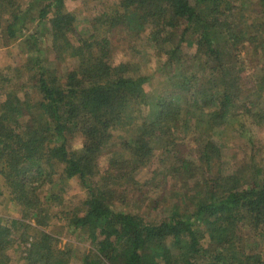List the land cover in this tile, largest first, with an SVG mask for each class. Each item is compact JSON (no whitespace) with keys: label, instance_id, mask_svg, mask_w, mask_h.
<instances>
[{"label":"trees","instance_id":"obj_1","mask_svg":"<svg viewBox=\"0 0 264 264\" xmlns=\"http://www.w3.org/2000/svg\"><path fill=\"white\" fill-rule=\"evenodd\" d=\"M65 1L29 3L48 24L50 57L0 71V177L22 216L47 226L49 207L37 192L54 176L76 179L83 207L63 220L90 248L81 264H264V22L246 23L241 0H117L80 36ZM18 4L0 0L9 40L27 13ZM117 31L139 43L141 65L161 62L176 91L149 93L137 62L114 64ZM31 48L38 52L34 38ZM66 58L73 67L57 72L54 62ZM116 138L120 147L100 171L106 142ZM157 149L159 167L140 181ZM151 182L157 197L138 206ZM30 229L0 217V264H10L20 231L28 243L21 264H70L68 248Z\"/></svg>","mask_w":264,"mask_h":264},{"label":"rangeland","instance_id":"obj_2","mask_svg":"<svg viewBox=\"0 0 264 264\" xmlns=\"http://www.w3.org/2000/svg\"><path fill=\"white\" fill-rule=\"evenodd\" d=\"M18 5L20 8H24L27 13L22 16V20L18 22L16 26V36L14 39L9 40L6 37V33L4 30H1L0 28V71L6 70L8 68H23L25 66V63L29 59H34L38 54H40L45 59L50 57L51 52V44L49 40V36L47 35V28L48 24L45 21H41L37 19L34 11H30V4L33 1H37V5L40 6L41 2L43 0H17ZM117 0H66L64 2V7L68 12H71L74 14L76 23L75 28L80 36H86L92 32V20L105 11L106 9H109L113 7L116 4ZM243 3V8L239 7V9L243 10V14L248 19L247 21H250L249 24L257 23L262 24L264 22V8L259 13L258 11L261 9L259 3L257 0H241ZM30 3V4H29ZM259 5V6H258ZM7 16H3L0 18V26H5V20ZM33 19V20H32ZM127 32H116L112 36L111 44L113 47V59L114 64H117L119 62H127L132 61L134 63H138V66L140 67V71L142 74H146L150 78V82L147 87V92L149 93H156L157 95H162L163 97H167L171 92L173 93L174 89H172L173 85L171 82L168 81V75L165 69L162 68L161 62H159L155 58H150V60L146 63L141 65L142 61L145 59L141 58V54H139L136 51H140L139 49V43L136 45L135 42L131 41L133 36H130V34H126ZM33 38L37 42V49L38 52L34 50V48H31V45H33ZM131 41V46L136 47L134 51H129V45H126L128 42ZM35 45V44H34ZM36 47V46H35ZM32 49V50H29ZM185 52L187 54H193L194 53V46L188 47L185 49ZM52 57V56H51ZM53 65V64H52ZM74 65V60L72 58H66L62 61H56L54 62V67L57 69V72L59 71L64 73V71L71 69ZM29 75L27 74L26 77H22L19 79V85L20 86V97L24 99L27 95H30V84L28 83ZM32 98H35L32 96ZM193 121V120H192ZM191 127V124H190ZM193 130V126L191 128ZM179 132H182V124H179ZM216 135H219L216 134ZM256 135V133H255ZM257 135H263V133H258ZM115 137L116 134H113ZM188 138L191 137V133H188ZM106 145V148L102 151L100 157H99V168L100 171H102L107 164L108 157L110 155V151H115L120 147L119 140L116 139H110L108 140ZM188 146L191 148L195 147L196 145L191 142L188 144ZM74 148L81 147V140L76 139L74 144ZM158 150V149H157ZM162 152V150H160ZM158 150V152L155 154L151 162L148 164L147 167L142 169L141 172V179L140 181H144L148 179L149 176H151V173L159 167L160 164V157L161 152ZM231 154L228 150L224 151L225 160H229V157L227 154ZM241 157V155H240ZM227 161V162H228ZM232 164V163H231ZM229 164L228 166L231 167L232 165ZM228 166H224V170L226 171V168ZM57 170V169H56ZM58 171V170H57ZM228 171V170H227ZM158 179V178H157ZM156 182V180H155ZM170 183L172 181H169ZM44 186L37 192L39 197H43L45 200L44 207H49V217L50 220L48 221L47 226L44 227H38L36 226L34 220L27 219L22 216L21 208L13 201L12 195L10 194V190L4 183V180L2 177H0V217L3 219L4 224L8 225L10 221L12 220H19L23 219L24 223L29 224L31 226V229L28 230V234L30 237H37L40 233V231L47 233L54 237L57 242L55 243L57 248L60 250H65L68 248L72 256L70 258V264H81V259L84 255H86L89 252V246L86 241H84L81 238L76 237L72 233H70L69 229L65 226L64 220H63V213H73L74 211H81L83 207V202L85 199V192L82 189L81 185L79 184V181L76 179H71L66 183H63L61 180L59 181L57 176L53 177L52 182H46L43 184ZM154 183L151 182L148 188H146V191H144V195L147 197H135L136 204L138 206H144V204L149 205V200L152 197H157L156 191L154 188ZM147 191H154L155 196H150L146 194ZM165 191V190H164ZM166 193V191H165ZM160 194V192H159ZM51 195L59 196L57 200L54 199V202H51L50 204H47L46 202L49 201V198ZM160 198V197H158ZM167 203H170V201H167ZM133 204V203H132ZM21 231L16 234L15 237L24 239V235L21 237ZM254 238V237H253ZM256 239V238H255ZM19 240H16L13 250L11 253V262L10 264H21L20 260V253L24 252L25 249L28 247V243L24 244ZM31 241V240H29ZM250 241V239H249ZM262 244V243H261ZM261 247V246H258ZM256 249V248H255Z\"/></svg>","mask_w":264,"mask_h":264}]
</instances>
